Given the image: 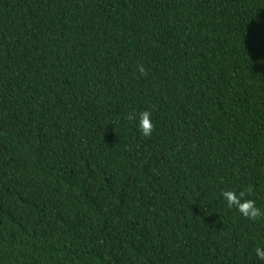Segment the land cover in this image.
Listing matches in <instances>:
<instances>
[{
  "label": "trees",
  "instance_id": "obj_1",
  "mask_svg": "<svg viewBox=\"0 0 264 264\" xmlns=\"http://www.w3.org/2000/svg\"><path fill=\"white\" fill-rule=\"evenodd\" d=\"M227 190L264 213V0H0V264H264Z\"/></svg>",
  "mask_w": 264,
  "mask_h": 264
},
{
  "label": "clouds",
  "instance_id": "obj_2",
  "mask_svg": "<svg viewBox=\"0 0 264 264\" xmlns=\"http://www.w3.org/2000/svg\"><path fill=\"white\" fill-rule=\"evenodd\" d=\"M139 71L141 74L145 72L143 65L139 67ZM137 126L143 135L150 136L153 130L152 113L148 110L142 111L139 114ZM246 191L250 194L251 189ZM246 191L241 190L237 194L234 190H227L222 192V196L230 208L235 207L243 217L255 220L264 213L256 206L255 200L246 197ZM255 254L257 258L264 260V246H257Z\"/></svg>",
  "mask_w": 264,
  "mask_h": 264
}]
</instances>
